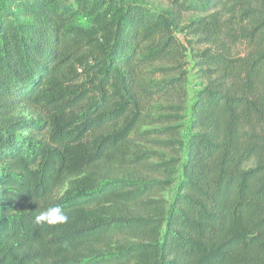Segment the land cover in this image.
<instances>
[{
  "label": "trees",
  "instance_id": "obj_1",
  "mask_svg": "<svg viewBox=\"0 0 264 264\" xmlns=\"http://www.w3.org/2000/svg\"><path fill=\"white\" fill-rule=\"evenodd\" d=\"M169 1L0 0V264H264V0Z\"/></svg>",
  "mask_w": 264,
  "mask_h": 264
},
{
  "label": "rangeland",
  "instance_id": "obj_2",
  "mask_svg": "<svg viewBox=\"0 0 264 264\" xmlns=\"http://www.w3.org/2000/svg\"><path fill=\"white\" fill-rule=\"evenodd\" d=\"M127 3L129 2H137V3H142V4H146L148 6H150L151 8L155 9V10H159V11H171L172 10V5H171V2L169 0H123ZM191 19V16H184L182 18V21H188ZM81 23H84L86 24V20L81 18L80 19ZM178 34V38L180 39V42L182 41V39H184V42L186 43L187 39H189V37L185 34V33H178L176 31V35ZM186 70L189 71V75H188V85H187V89H188V94H189V105L191 107L192 105V102L194 101L195 99V95H196V92L198 90V82L195 78V73L192 69V66H187L185 68ZM78 73H79V80L78 82L79 83H84L87 81V76L83 74L82 70L79 69L78 70ZM171 75L173 77L177 76V74L173 71L171 72ZM158 77L159 79H162V75L158 74ZM22 115L28 117L29 119H37L35 117V114H37L36 110H32V109H25V110H22L21 112ZM188 118L185 120V122L183 123L184 124V133H183V138L185 141H187L190 137V119H189V115H187ZM50 129V128H49ZM49 129H47L44 133V135H47V139H48V136H49ZM151 129H154V128H151ZM140 145L144 146V148L146 149H150V146L144 144L143 142H139ZM75 161H73L74 163ZM68 190V187H66L65 189H63L62 191L60 192H56L55 195L58 196V197H62L66 194V191ZM176 192H177V187L174 186L172 187L171 189L167 190L166 192H164V194L162 195V197L168 202V203H172L175 195H176Z\"/></svg>",
  "mask_w": 264,
  "mask_h": 264
},
{
  "label": "clouds",
  "instance_id": "obj_3",
  "mask_svg": "<svg viewBox=\"0 0 264 264\" xmlns=\"http://www.w3.org/2000/svg\"><path fill=\"white\" fill-rule=\"evenodd\" d=\"M69 220L68 215L59 205H53L43 211H38L34 217L36 224H47L50 226L62 225Z\"/></svg>",
  "mask_w": 264,
  "mask_h": 264
},
{
  "label": "water",
  "instance_id": "obj_4",
  "mask_svg": "<svg viewBox=\"0 0 264 264\" xmlns=\"http://www.w3.org/2000/svg\"><path fill=\"white\" fill-rule=\"evenodd\" d=\"M182 42L185 44L184 39H182Z\"/></svg>",
  "mask_w": 264,
  "mask_h": 264
}]
</instances>
